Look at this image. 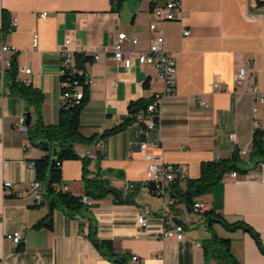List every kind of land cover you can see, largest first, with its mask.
<instances>
[{
  "label": "crops",
  "instance_id": "0c3cea01",
  "mask_svg": "<svg viewBox=\"0 0 264 264\" xmlns=\"http://www.w3.org/2000/svg\"><path fill=\"white\" fill-rule=\"evenodd\" d=\"M165 1L0 0L2 39L16 50L19 80L43 93L45 124L59 119L61 50L70 49L74 60L76 53L89 56L84 70L91 83L79 130L82 136L94 138L74 148L97 151L96 159L75 158L61 164V187L86 195L88 203L70 214L55 209L51 227H33L48 211L47 202L35 201L30 189L36 179L32 162L45 149L30 140L28 131L18 128L24 123L27 104L8 93L6 74L0 78V264H114L93 244V237L126 253L128 264H215L203 253L202 242L209 234L200 212L188 209L170 190L158 197L140 188L148 162L139 147L143 138L139 124L105 138L100 134L128 116L129 101L163 89L152 67L135 60L138 51L161 35L163 49L176 61V81L174 92L157 102V127L147 151L185 166L188 178L194 179L202 162L250 147L254 129H264V104L254 100L247 85H236L235 74L249 60L247 75L253 74L257 89L264 91V0H181L179 19L156 20L153 10ZM41 12L47 15L40 17ZM152 22L157 30L149 28ZM184 29L188 35H183ZM118 32L137 39L136 44H122L124 54L133 59L128 69L113 56ZM65 38L70 40L68 45ZM23 68L30 72L20 71ZM214 82H220V88H213ZM154 142L157 147L152 146ZM84 176L104 178L122 191L139 186V194L133 203H118L111 195H87ZM5 181L10 186L4 187ZM196 201L229 221L239 219L249 225L257 240L242 229L226 231L219 224L214 229L230 238L232 252L243 264H264L260 248L264 163L235 177L227 172ZM139 209L151 214L146 228L135 224ZM162 217L183 225L181 239L160 237ZM14 231L22 233L16 244L6 238Z\"/></svg>",
  "mask_w": 264,
  "mask_h": 264
},
{
  "label": "trees",
  "instance_id": "16d2710c",
  "mask_svg": "<svg viewBox=\"0 0 264 264\" xmlns=\"http://www.w3.org/2000/svg\"><path fill=\"white\" fill-rule=\"evenodd\" d=\"M89 60V56L83 53L75 54V65L84 70V63ZM85 71V70H84ZM65 73L60 74L61 98L65 91L73 90V83L76 81L82 90L83 96L78 101L70 96L62 98L59 109V119L56 124H45L41 118V105L43 93L18 79L15 57L12 56L10 67L6 70V85L9 94L22 97L27 104L26 113L30 114V125L28 126L29 138L33 143L45 149V154L36 158L32 162L35 178L43 186L44 199L48 204V211L43 218L38 220L33 227H51L52 213L55 209H61L70 214L83 207L82 195H74L61 187L62 174L61 164L64 160L79 158L74 146L77 143L91 141L94 137L86 138L81 135L80 115L88 101V84L85 82V73ZM66 82L70 83L66 86ZM150 103H157L152 95L129 101L128 116L116 126L105 130L100 134V138H105L125 130L133 123H138L144 127V121L149 112L147 106ZM25 113V114H26ZM33 116V117H32ZM40 140L48 141V146L39 144ZM55 144L57 151L54 157L50 154V146ZM85 160L84 158H81ZM264 163V129L256 127L253 131L251 146L248 155L243 158L237 149L233 150L230 157L204 161L200 165V173L197 178H187L185 181H173L170 184V194L178 196L186 204L188 209L193 207L196 199L212 190L222 177L230 171L240 173L247 172L250 168ZM87 195L102 196L111 195L118 203H133L139 191V186L122 191L110 186L104 178H85ZM150 190L151 186H150ZM96 192V193H95ZM208 237L202 242L203 253L206 258L213 259L215 264H243L232 252L231 240L229 237L218 235L214 229L215 224L221 225L226 231L242 229L248 232L257 240L256 232L242 220L229 221L222 214L213 209L206 208L200 212ZM177 223H180L179 221ZM90 227V226H89ZM91 228V227H90ZM107 250L103 253L114 264H128V255L114 251L107 241L102 242Z\"/></svg>",
  "mask_w": 264,
  "mask_h": 264
},
{
  "label": "built area",
  "instance_id": "2783aa9c",
  "mask_svg": "<svg viewBox=\"0 0 264 264\" xmlns=\"http://www.w3.org/2000/svg\"><path fill=\"white\" fill-rule=\"evenodd\" d=\"M183 11L181 8V0H166L163 5L156 6L153 10V17L156 20H177L181 17ZM46 12L39 13L40 17H45ZM12 25H15V18L12 20ZM149 28L151 30H157V25L155 22L150 23ZM183 35H188L189 30L184 29L182 31ZM124 42H129L131 44H136L137 39L134 37H129L125 32H118L116 38L113 42L112 51L113 56L116 61L121 62L125 68H130L133 62L132 57L126 56L124 54L122 44ZM70 40L68 38L64 39V44L68 45ZM164 38L161 35H158L150 42L149 46L137 52L135 60L139 64L150 66L153 69L155 78L160 80L163 83V89L160 92H155L152 94L154 99L158 102L159 100L170 96L174 92L175 87V76H176V61L174 56L163 49ZM15 48L2 39V30L0 28V78L3 79L6 70L10 67L12 56L15 53ZM95 59L96 55L93 56ZM249 60H246L243 65L238 66L235 74V83L238 87L247 85L249 87L250 93L252 94L254 100L258 103L264 104V91L257 89L255 76L253 74L247 75L246 68L249 66ZM24 73H29V68H23ZM83 69L78 68L75 65L73 58V53L70 49L61 50V62H60V74L65 73H83ZM85 73V82L89 85L91 79L88 74ZM17 77L19 74L17 72ZM24 82V81H23ZM70 83L66 82V86H69ZM73 90L65 91L62 94V98L72 97L75 102H78L82 96V90L80 85L75 81L73 83ZM213 88H220V82H214ZM201 104L207 106L204 101H201ZM253 110H256V107H253ZM147 111L149 112L148 117L144 121V127L141 128V133L143 138L139 143V147L143 152V157L147 160V169H146V179L140 184V188L145 191L152 193L155 196L161 197L165 196L170 190V184L173 181H185L188 178L187 169L185 166L180 164H171L165 162L162 154H153L148 150V143L151 140L152 133L156 130L157 127V103H150L147 106ZM18 128L24 132L28 131V126L22 121L18 125ZM235 134H230V138H234ZM1 138V135H0ZM152 146L157 147L158 144L154 142ZM250 147L241 148L239 154L242 157H246L249 153ZM79 158H84L88 160L96 159L97 151L96 148L89 149H80L76 151ZM229 175L235 177L237 175L236 171H230ZM9 181L3 182L4 187L10 186ZM150 186L152 191L150 190ZM31 193L35 201L40 202L43 195V186L41 182L37 179H34L30 186ZM81 201L83 203H88V197L82 195ZM194 210L199 212L206 209V206L198 201L193 204L192 207ZM151 214L146 210L139 209L135 216V224L139 228H146L148 226ZM163 228L160 231L161 238L174 237L176 239H181L184 234V228L181 223H172L166 217H162ZM6 238L10 239L13 243H19L22 239V233L20 231H14L12 233L6 234ZM196 246H200L199 242H196ZM260 248L264 252V240L260 242ZM133 261L137 259L136 256L131 258Z\"/></svg>",
  "mask_w": 264,
  "mask_h": 264
},
{
  "label": "water",
  "instance_id": "95a60500",
  "mask_svg": "<svg viewBox=\"0 0 264 264\" xmlns=\"http://www.w3.org/2000/svg\"><path fill=\"white\" fill-rule=\"evenodd\" d=\"M30 121H31L30 114L29 113H26L25 114L24 123L27 126H29L30 125ZM39 144L40 145H43V146H48L50 143L48 141L40 140L39 141ZM51 146H52V157H54L55 154H56V151H57V146L55 144H52ZM91 240H92L93 244L97 248H99L101 250V252H103V253H106L107 252V250L105 249L104 244L98 238L93 237V238H91Z\"/></svg>",
  "mask_w": 264,
  "mask_h": 264
}]
</instances>
